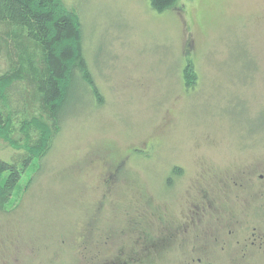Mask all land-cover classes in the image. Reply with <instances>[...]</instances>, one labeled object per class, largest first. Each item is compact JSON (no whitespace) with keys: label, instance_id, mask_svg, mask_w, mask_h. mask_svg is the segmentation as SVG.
Returning a JSON list of instances; mask_svg holds the SVG:
<instances>
[{"label":"rangeland","instance_id":"obj_1","mask_svg":"<svg viewBox=\"0 0 264 264\" xmlns=\"http://www.w3.org/2000/svg\"><path fill=\"white\" fill-rule=\"evenodd\" d=\"M61 2L79 18L101 100L74 95L61 133L0 216V264L117 263L144 241L143 230L157 239L161 212L188 224L177 241L183 250L138 251L129 264H184V252L213 264H264L255 248L242 258L234 235L207 216L199 221L193 206L194 184L216 187L240 166L264 171V0H179L164 13L148 0ZM186 62L192 87L180 80ZM39 70V50L0 24V77H21L14 86L27 109ZM23 155L0 140V160L19 164ZM198 244L207 248L192 252Z\"/></svg>","mask_w":264,"mask_h":264},{"label":"trees","instance_id":"obj_2","mask_svg":"<svg viewBox=\"0 0 264 264\" xmlns=\"http://www.w3.org/2000/svg\"><path fill=\"white\" fill-rule=\"evenodd\" d=\"M178 3L179 0H148L149 7L157 13L171 11ZM0 24L17 28L20 36L35 46L41 65L38 71L41 73L32 86L36 92L34 107L29 106V109L23 104L22 91L14 86L21 77H0V140L24 153L19 164L0 160V216H3L8 213L22 180L25 177L31 180L32 170L49 152L52 139L61 133L67 120V107L74 95H79V101L83 96L100 101L101 95L83 57L79 18L65 9L61 0H0ZM187 67L182 70L180 80L185 87H192L197 76L192 66L191 69ZM12 92L16 99L12 100L14 107L8 101L13 99ZM18 136L20 139L16 140ZM172 172L175 177L179 175ZM171 179L169 174L166 182L170 184ZM143 232L139 238L144 241L140 245L141 249H147L146 252L168 246L160 241L157 243L149 230ZM140 245L132 255L119 257L113 264H129L136 260Z\"/></svg>","mask_w":264,"mask_h":264},{"label":"flooded vegetation","instance_id":"obj_3","mask_svg":"<svg viewBox=\"0 0 264 264\" xmlns=\"http://www.w3.org/2000/svg\"><path fill=\"white\" fill-rule=\"evenodd\" d=\"M237 171L224 175L216 187L207 186L204 183L203 188H199V183L194 184L196 193H198L197 198L200 196L198 198L200 201L193 204V206L198 214L199 221L207 216L211 220L223 224L228 236L231 235L232 237L234 235V241L230 242L236 245L242 258L243 253L248 251L249 248L251 250L255 248L264 255V171L243 166H240ZM119 173L120 167L115 169L110 179L114 176L117 177ZM178 176L172 178L171 182L173 184L170 182L169 187L172 188L174 184L176 185ZM162 208V206H159L156 210H162ZM149 209V207L146 208V210ZM163 215L161 212V215L156 218L157 243L161 242L165 244L164 246L172 245L173 249L175 248L177 251L183 250L181 242L178 245L177 241L181 239V235L183 236L188 224L185 223V220L180 219L177 221L178 225H176L171 221H166ZM127 216V225H134L128 213ZM123 232H127V230H123ZM217 239V237H213L211 239L212 243H219V241H216ZM192 248V252L202 251L207 248V245L198 244L192 246ZM220 248L223 250L222 244ZM146 250L144 247L138 251L146 252ZM184 253L189 255L186 258H184L185 254L181 257V260L185 261L184 264H213L207 260L208 258L203 257L202 252H200L201 256L195 255L194 257L186 252ZM219 256L215 260L217 263H222Z\"/></svg>","mask_w":264,"mask_h":264}]
</instances>
